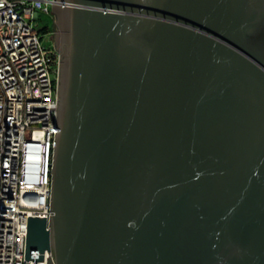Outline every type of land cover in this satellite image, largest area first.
Listing matches in <instances>:
<instances>
[{
    "label": "water",
    "instance_id": "water-1",
    "mask_svg": "<svg viewBox=\"0 0 264 264\" xmlns=\"http://www.w3.org/2000/svg\"><path fill=\"white\" fill-rule=\"evenodd\" d=\"M52 9L51 215L29 218L27 258L264 264V0Z\"/></svg>",
    "mask_w": 264,
    "mask_h": 264
},
{
    "label": "built area",
    "instance_id": "built-area-1",
    "mask_svg": "<svg viewBox=\"0 0 264 264\" xmlns=\"http://www.w3.org/2000/svg\"><path fill=\"white\" fill-rule=\"evenodd\" d=\"M55 0H0V264H46L26 255L29 218L49 221L60 55L45 46ZM42 261H39V256Z\"/></svg>",
    "mask_w": 264,
    "mask_h": 264
},
{
    "label": "rangeland",
    "instance_id": "rangeland-1",
    "mask_svg": "<svg viewBox=\"0 0 264 264\" xmlns=\"http://www.w3.org/2000/svg\"><path fill=\"white\" fill-rule=\"evenodd\" d=\"M38 20H39V22L45 24V26L47 27L48 31L53 30L54 24H55V18H54L52 13H49V14H41L40 13ZM43 44L45 46L53 44V42L51 40V36L49 34H45L43 36Z\"/></svg>",
    "mask_w": 264,
    "mask_h": 264
},
{
    "label": "flooded vegetation",
    "instance_id": "flooded-vegetation-1",
    "mask_svg": "<svg viewBox=\"0 0 264 264\" xmlns=\"http://www.w3.org/2000/svg\"><path fill=\"white\" fill-rule=\"evenodd\" d=\"M51 13L53 14L54 18H56L53 9H52ZM57 32H58V27H57V25L55 23L53 30H51V31L47 30V33H46V34H49L51 36V40H52L54 46L56 45Z\"/></svg>",
    "mask_w": 264,
    "mask_h": 264
}]
</instances>
